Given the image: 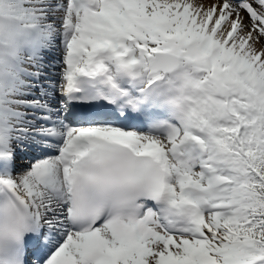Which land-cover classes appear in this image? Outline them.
<instances>
[{
  "label": "snow or ice",
  "instance_id": "obj_1",
  "mask_svg": "<svg viewBox=\"0 0 264 264\" xmlns=\"http://www.w3.org/2000/svg\"><path fill=\"white\" fill-rule=\"evenodd\" d=\"M0 264H264V0H0Z\"/></svg>",
  "mask_w": 264,
  "mask_h": 264
}]
</instances>
